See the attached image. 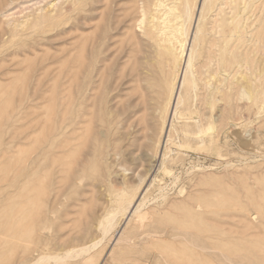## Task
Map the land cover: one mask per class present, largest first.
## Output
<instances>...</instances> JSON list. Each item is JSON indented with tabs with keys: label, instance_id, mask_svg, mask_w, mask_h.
<instances>
[{
	"label": "rangeland",
	"instance_id": "374dc122",
	"mask_svg": "<svg viewBox=\"0 0 264 264\" xmlns=\"http://www.w3.org/2000/svg\"><path fill=\"white\" fill-rule=\"evenodd\" d=\"M157 1L0 0V264H35L43 254L51 260L43 264H59L69 258L57 262L63 251L73 253L63 264H264V0H227L232 8L217 0L202 15L201 0H189L188 40L196 25L206 29L195 48L196 88L182 89L173 122L166 100L177 45L146 31L174 0ZM145 71L168 91H139L135 75ZM80 245L95 247L76 257Z\"/></svg>",
	"mask_w": 264,
	"mask_h": 264
},
{
	"label": "bare ground",
	"instance_id": "6f19581e",
	"mask_svg": "<svg viewBox=\"0 0 264 264\" xmlns=\"http://www.w3.org/2000/svg\"><path fill=\"white\" fill-rule=\"evenodd\" d=\"M32 1V0H31ZM34 1V0H33ZM36 1V0H35ZM38 1H41V0H38ZM56 1V0H55ZM76 1V0H75ZM74 0H72V3H74L75 2ZM81 0H79V1H76V2H80ZM176 1L177 0H174L172 3H173V5L172 6H170V7H166L167 9L163 12V11H161V12H163L162 13V15L161 16H163L164 17V19H162L161 20V17H156L157 19H159V20H161L162 22H158V24H155V25H153V23H151L153 26H151L147 31H146V35L148 36V37H150L151 39H154V40H157V38H159V36L160 35H163L165 38H167V39H165V38H161L160 37V40L162 39V42L164 41V42H172V41H175L176 42V45H177V47H173V49L172 50H174V48H175V51H176V49H177V55L179 56V58H180V61H179V64L177 65V68H176V70H175V72H174V76H173V80H171L172 82H170V83H172V84H170L171 85V87H169V86H167V87H169V95H168V98H167V103H166V110H168V111H170V115H169V120H171V118L172 119H175L176 118V116H177V114H178V109H179V107H181L182 108V105H183V97H182V94H181V91H182V89L184 88L185 89V87L188 85V84H190L191 86H192V89L194 88V86L196 85V82H195V77H194V75H195V73L193 74V69H195L194 68V55H195V50L198 48V46L196 47V43L197 42H199L198 40L200 39L199 38V36H200V33H201V30H202V28L204 27H202V26H200L199 24L198 25H196V27H195V29H194V32L192 33V37L190 38V40H188V29H186V27H185V22L182 20L181 21V19H182V17H185V18H187L188 20H190V17H191V8H190V5H189V0H179L180 1V3L179 4H177L176 3ZM224 1V0H223ZM223 1H221V4H224V5H228L229 4V7L230 8H232V3H231V1H227V0H225L224 2ZM27 2H28V0H27ZM30 2V1H29ZM75 2V3H76ZM159 2H162L161 0L159 1H157V3H159ZM165 2V1H164ZM215 2H217L218 3V1L217 0H201V7H200V14L202 15V14H204V8H205V6H207V4H208V9L211 7L210 6V4L212 3V4H214ZM226 2V3H225ZM34 3V2H33ZM37 3V2H36ZM41 3V2H40ZM216 3V4H217ZM228 3V4H227ZM263 3V2H262ZM35 4V3H34ZM53 4V3H52ZM160 4L161 3H159V4H157L158 5V7L160 8ZM170 4H171V2H170ZM195 4V3H194ZM249 4V3H248ZM33 5V4H32ZM164 5V4H163ZM215 5V4H214ZM218 5V4H217ZM219 5H220V3H219ZM224 5H222V6H224ZM239 5V4H238ZM247 5V4H246ZM23 6H24V4H23ZM155 6H156V4H155ZM166 6V5H165ZM167 6H169V5H167ZM234 6V5H233ZM255 6V5H254ZM52 7L54 8L55 6L54 5H52ZM57 7V6H56ZM161 7H163V6H161ZM221 7V6H220ZM219 6H218V9L220 8ZM245 8H246V6H244ZM243 7V8H244ZM256 7V6H255ZM262 7V6H261ZM155 8V7H154ZM158 8V9H159ZM214 8V7H213ZM213 8H212V12H213ZM217 7H215V9H216ZM238 8H241V7H238ZM44 9V8H43ZM146 9V8H145ZM162 9V8H161ZM163 9H165V8H163ZM198 9H199V7H198ZM207 9V10H208ZM218 9H216V11L218 10ZM251 9V8H250ZM252 9H253V7H252ZM255 9V8H254ZM262 9V8H261ZM39 10V9H38ZM45 10V9H44ZM63 10V9H62ZM206 10V9H205ZM220 10H221V8H220ZM219 10V13H222V11H220ZM228 10V9H227ZM237 10H239V9H237ZM245 10V9H244ZM247 10V9H246ZM152 11V10H151ZM151 11L150 10H148L147 12L151 15ZM153 11H157V8H156V10H153ZM159 11V10H158ZM158 11H157V13H158ZM210 11V10H209ZM231 11V10H230ZM249 11H252V10H249ZM264 11V10H263ZM43 12V11H42ZM41 12V13H42ZM53 12V10L51 9L50 10V8L48 9V11L47 12H45V15L43 16V17H45V18H49L50 17V15H51V13ZM203 12V13H202ZM206 12V11H205ZM237 12H239V11H237ZM241 12V11H240ZM242 12H244L243 11V9H242ZM241 12V13H242ZM148 13H146V14H148ZM155 13V12H154ZM159 13H160V11H159ZM215 13V12H214ZM251 13V12H250ZM148 14V15H149ZM245 14H246V12H245ZM152 15H153V13H152ZM230 15V14H229ZM238 15V14H237ZM236 15V16H237ZM248 15V14H247ZM253 15V14H252ZM142 16H143V14H142ZM166 16L168 17H170L171 16V20H168V22H166L165 20L167 19L166 18ZM204 16V15H203ZM208 16V15H207ZM214 16V15H213ZM218 16V15H217ZM217 16H216V18H217ZM225 16H227V14L225 15ZM241 16V15H240ZM263 16H264V14H263ZM148 17V16H147ZM151 17V16H150ZM152 17H154V19H155V14H154V16H152ZM205 17H206V14H205ZM205 17H204V19H205ZM219 17V16H218ZM230 17V16H229ZM234 17H235V15H234ZM238 17V16H237ZM246 17V16H245ZM208 18V17H207ZM212 19H213V21L211 22V23H213V24H215L216 23V18H213V17H211ZM220 18V17H219ZM236 18V17H235ZM239 18V17H238ZM264 18V17H263ZM151 19V18H150ZM200 19H201V17H200ZM199 20V19H198ZM197 20V21H198ZM218 20V19H217ZM248 20V19H247ZM257 20V19H256ZM264 19H262V21H263ZM171 21H173V24L171 25L169 22H171ZM201 21V20H200ZM199 21V22H200ZM206 21V20H205ZM219 21V20H218ZM217 21V22H218ZM226 21H228V20H226ZM229 21H230V19H229ZM231 21H232V18H231ZM235 22H236V20H234ZM233 21V23L235 24V22ZM242 21H244V19L242 20ZM225 22V21H224ZM245 22V21H244ZM258 23V22H257ZM170 24V25H169ZM231 24H232V22H231ZM233 24V25H234ZM242 24V27H244L243 25H245V24H243V23H241ZM259 24V23H258ZM201 25H203V23L201 24ZM228 25V24H227ZM240 25V24H239ZM210 26V25H209ZM229 26V25H228ZM250 26H252L251 24H250ZM261 26V25H260ZM218 26L217 25H215V28H217ZM220 27V26H219ZM241 27V26H240ZM245 27H246V25H245ZM249 27V26H248ZM248 27H246L247 29H248ZM213 28V27H212ZM221 28V27H220ZM238 28V27H237ZM245 28V29H246ZM256 28H258L257 26H256ZM255 28V29H256ZM261 28V27H260ZM165 29H167V32H164L165 31ZM204 29V28H203ZM206 29V28H205ZM204 29V30H205ZM232 29H233V27H232ZM239 29V28H238ZM237 29V30H238ZM245 29L243 30L242 29V32H240L241 31V28L239 29L240 31L238 32V33H243V31H245ZM246 29V30H247ZM249 29H250V27H249ZM211 30V29H210ZM230 30V29H229ZM236 30V31H237ZM252 30V29H251ZM257 30H260L261 31V29H257ZM215 31V30H214ZM256 31V30H255ZM13 32V31H12ZM247 32V31H246ZM245 32V33H246ZM261 32H263V30L261 31ZM207 33V32H206ZM216 33L218 34V32H217V29H216ZM257 33H259V32H257ZM257 33H255L256 34V37L258 38V37H262V35L264 34V32H263V34H257ZM40 34V33H39ZM229 34V33H228ZM232 34V33H231ZM191 35V34H190ZM201 35H202V33H201ZM204 35V34H203ZM202 35V36H203ZM235 35V34H234ZM166 36H169L170 38H168V37H166ZM214 36V35H213ZM213 36H212V38H213ZM231 36V35H230ZM238 36V35H237ZM240 36V35H239ZM209 37V36H208ZM216 37V36H215ZM224 37H225V35H224ZM231 37H233V36H231ZM245 37V36H244ZM251 37H253V39L255 38L256 39V37H254V36H251ZM250 37V39H252ZM263 37H264V35H263ZM262 37V39H263V42H264V38ZM212 38H211V40H212ZM237 38V37H236ZM171 39H173V40H171ZM210 39V38H209ZM217 39V38H216ZM233 39V38H232ZM249 39V40H250ZM259 39V38H258ZM257 39V40H258ZM262 39L260 40V42L262 41ZM160 40H158V41H160ZM201 41V40H200ZM209 41V40H208ZM240 41H241V38H240ZM251 42H253L252 40H250ZM171 42H170V44H171ZM174 42V43H175ZM220 42H221V40H220ZM250 42V44H252ZM255 42V41H254ZM258 42H259V40H258ZM158 43V42H157ZM210 43V42H209ZM219 43V42H218ZM224 43V42H223ZM235 43V42H234ZM198 44V43H197ZM211 44V43H210ZM215 44H216V42H215ZM229 44H230V42H229ZM243 44H244V42H243ZM242 44V45H243ZM259 44V43H258ZM261 44V43H260ZM221 45V44H220ZM228 44H226V46H227ZM234 45V44H233ZM210 46V45H209ZM208 46V47H209ZM211 46H212V44H211ZM218 46V45H217ZM216 46V47H217ZM225 46V45H224ZM245 46V45H244ZM254 47L255 46H257L258 47V45L257 44H255V45H253ZM262 46V45H261ZM133 47V46H132ZM159 47V46H158ZM163 47V46H162ZM233 47V46H232ZM248 47V46H247ZM252 47V46H251ZM264 47V46H263ZM196 48V49H195ZM202 48V47H201ZM210 48V47H209ZM227 47H225V49H226ZM261 48L262 47H260L259 49L261 50ZM206 49H207V47H206ZM221 49V48H220ZM220 49H219V51H220ZM241 49V48H240ZM259 49H257V50H259ZM165 52L166 53H170L169 51H171V49H169L168 47H165ZM211 50V49H210ZM213 50V49H212ZM216 50H217V48H216ZM230 50V49H229ZM233 50H235V49H233ZM239 50V49H238ZM250 51L252 50V49H249ZM248 50V51H249ZM257 50H255L254 52H256ZM259 50V51H260ZM207 51V50H206ZM172 52V51H171ZM174 52V51H173ZM201 52V51H200ZM221 52V51H220ZM232 52V51H231ZM236 52V51H235ZM262 52L264 53V49H262ZM198 53V52H197ZM215 53V52H214ZM218 53V52H217ZM245 53V52H244ZM243 53V54H244ZM256 53H258V52H256ZM211 54V53H210ZM209 54V55H210ZM220 54V53H219ZM219 54H216V55H218L219 56ZM236 54V53H235ZM260 54V53H259ZM199 55V54H198ZM216 55H215V57H216ZM230 55V54H229ZM237 55V57L239 56L238 55V53L236 54ZM245 55V54H244ZM256 55V54H255ZM254 55V57H257V56H255ZM261 55H262V53H261ZM261 55L260 56H258V57H261ZM175 56H176V54H175ZM207 56H208V54H207ZM246 56V55H245ZM249 56H250V54H249ZM249 56H247V57H249ZM169 57V56H168ZM209 58H212V57H210V56H208ZM214 57V58H215ZM226 57V56H225ZM230 57V56H229ZM228 57V58H229ZM165 58H166V55H165ZM219 58V57H218ZM236 58V57H235ZM235 58H234V60H235ZM166 59H168V61H169V58H166ZM213 59V58H212ZM238 59V58H237ZM236 59V60H237ZM248 59V58H247ZM255 59V58H254ZM135 60V59H134ZM152 60V59H151ZM205 60V59H204ZM203 60V61H204ZM208 60V59H207ZM211 60V59H210ZM246 60V59H245ZM258 60V58L256 59V61ZM167 61V63L169 64V62ZM238 61V60H237ZM249 61V60H248ZM254 61V60H253ZM259 61V60H258ZM85 62V61H84ZM152 62H154V59L152 60ZM202 62V61H201ZM204 62H206V61H204ZM209 62V61H208ZM207 62V64H209ZM211 62V61H210ZM233 62V61H232ZM263 62H264V60H263ZM134 64H135V62H133ZM203 63V62H202ZM202 63H201V65H202ZM212 63V62H211ZM210 63V64H211ZM222 63V62H221ZM220 63V64H221ZM228 63H229V59H228ZM227 63V64H228ZM235 63V62H234ZM242 63H244V60H243V62H236V65H237V68H238V70L237 71H239L240 69H239V67H241V64ZM246 63V65H247V61L245 62ZM253 63V62H252ZM217 64V63H216ZM216 64H214L216 67H217V65ZM225 64V63H224ZM255 64H257L258 65V63H255ZM264 64V63H263ZM199 66V64H196V66ZM200 65V66H201ZM203 65H206V64H204L203 63ZM235 65V66H236ZM262 65V64H261ZM168 66V65H167ZM166 65H165V67H167ZM170 67H171V65H169ZM208 66V65H207ZM211 66V65H210ZM213 66V65H212ZM233 66V65H232ZM251 66V65H250ZM256 66V65H255ZM263 66V65H262ZM246 67V66H245ZM252 67V66H251ZM152 68H154V67H152ZM168 68V67H167ZM198 68H200V67H198ZM206 68V66H204L202 69L204 70ZM212 68V67H211ZM214 68V67H213ZM212 68V69H213ZM234 68V67H233ZM172 69V67L170 68V70ZM216 69V68H215ZM227 69V68H226ZM235 69V68H234ZM233 69V70H234ZM245 69H247V68H245ZM168 70H169V68H168ZM168 70H166V71H168ZM173 70V69H172ZM196 70V69H195ZM194 70V71H195ZM199 70V69H198ZM208 70V69H207ZM207 70H206V73H207ZM209 70H210V68H209ZM223 70V69H222ZM248 70V69H247ZM263 70V69H262ZM166 71L164 72V73H166ZM217 72L218 70L216 69V70H214V72ZM231 71V70H230ZM170 72V71H169ZM196 72V71H195ZM198 72V71H197ZM240 72V71H239ZM171 73V72H170ZM204 73V72H203ZM225 73H227V72H225ZM236 73V72H235ZM234 73V74H235ZM242 73V72H241ZM252 73V72H251ZM152 74V73H151ZM213 74H215V73H213ZM213 74H212V76H213ZM234 74H232L231 73V77H232V75H234ZM262 74V73H261ZM167 75V74H166ZM170 75V74H169ZM201 75V74H200ZM199 75V78H201V76ZM207 75V74H206ZM240 75V74H239ZM141 76V77H140ZM203 76V75H202ZM215 76H216V74H215ZM218 76V75H217ZM223 76V75H222ZM237 76H238V73H237ZM258 76V75H257ZM260 76V75H259ZM135 77H137V78H139L140 77V81H142L144 84H145V87L144 88H142V90H140V89H138L139 91H146V92H154L155 94H156V96L157 95H160V93L163 95V94H165L164 92H165V83L163 84V86H161V85H158L157 84V86L155 85V83L154 82H152L151 80H149V74L145 71V72H141V73H139L138 74V72L136 73V75H135ZM134 77V78H135ZM210 78H208V79H210L211 80V78L213 79L212 81H217V80H214V78L213 77H211V76H209ZM229 77V76H228ZM234 77L235 78H241L242 79V76L240 75V77H236L235 75H234ZM255 77V76H254ZM261 77V76H260ZM154 78V77H153ZM162 78H164V77H162ZM161 78V79H162ZM166 78V77H165ZM196 78H197V75H196ZM218 78V77H217ZM227 78V77H226ZM204 79V78H203ZM205 79H206V77H205ZM232 79H233V77H232ZM240 79V80H241ZM262 79H263V77H262ZM136 80V79H135ZM166 80V79H165ZM227 80V79H226ZM164 81V80H163ZM207 81V80H206ZM227 81H229L230 82V77H229V80H227ZM232 81V80H231ZM234 82L236 81L235 79L233 80ZM237 81H239V80H237ZM256 81H257V79H256ZM263 81V80H262ZM200 82V81H199ZM202 82V81H201ZM211 81H209V83H210ZM225 83H226V81H224ZM243 82H244V79H243ZM134 83V82H133ZM209 83H207V85L209 84ZM212 83V82H211ZM211 83L209 84V85H211ZM228 83V82H227ZM233 83V82H232ZM232 83L230 84V85H232ZM198 84V83H197ZM213 84V83H212ZM216 84V83H215ZM214 84V85H215ZM217 84H220V82L219 83H217ZM216 84V85H217ZM222 84V83H221ZM224 84V83H223ZM223 84H222V86H223ZM237 84H239V83H237ZM253 84V83H252ZM213 85V86H214ZM240 85H242V83H240ZM135 86H138V84L137 85H135ZM221 86V85H220ZM238 87H239V85H237ZM258 86V85H257ZM264 86V85H263ZM243 87V86H242ZM241 87V88H242ZM252 87V86H251ZM259 87V86H258ZM257 87V88H258ZM135 88V87H134ZM140 88V87H139ZM156 88V89H155ZM195 88H196V86H195ZM202 88V87H201ZM203 88H204V86H203ZM209 88H211V87H209ZM222 88V87H221ZM226 88V87H225ZM228 89H229V86L227 87ZM227 88L225 89V90H227ZM232 88V87H231ZM259 88H261V87H259ZM136 89V90H137ZM166 89V90H167ZM188 90L190 89L189 88V85H188V88H187ZM191 89V90H192ZM218 89V88H217ZM217 89H216V91H217ZM244 89H245V84H244ZM253 89V88H252ZM252 89H251V91H252ZM135 90V91H136ZM167 90V91H168ZM201 90V89H200ZM211 90V89H210ZM210 90H207V91H209L210 92ZM214 90H215V86H214ZM222 92H221V91ZM242 90H243V88H242ZM254 90V89H253ZM134 91V92H135ZM193 91H195V90H193ZM216 91L214 92L215 94H213V95H216ZM220 93H221V95L220 94H218L220 97L224 94V91L222 90V89H220V87H219V90H218ZM229 91H231V89L229 90ZM249 91V90H248ZM255 91H258V90H254V92ZM185 92H187V91H185ZM208 92V95L211 93H209ZM228 92V91H227ZM232 92V91H231ZM230 92V93H231ZM233 92H234V89H233ZM250 92V91H249ZM263 92H264V90H263ZM194 93V92H193ZM197 93V92H196ZM223 93V94H222ZM236 93L238 94V91L236 90ZM260 93V92H259ZM167 94H168V92H167ZM166 94V95H167ZM187 94V93H186ZM200 94H202V93H200ZM204 94V95H203ZM202 95L203 96H205V94L206 93H203ZM227 94V93H226ZM226 94H224V97H226ZM243 94H245V92L244 93H241V95H243ZM201 95V96H202ZM228 95V94H227ZM236 95V94H235ZM234 95V96H235ZM238 95H240V93L238 94ZM240 95V96H241ZM253 95V94H252ZM155 96V95H154ZM187 96V95H186ZM195 97L196 96H198V95H194ZM200 96V97H201ZM210 96H211V94H210ZM229 96V95H228ZM237 96V95H236ZM245 96H246V98H248L247 97V94H245ZM258 97V99H259V101L261 100V95H260V98H259V96H257V95H255L254 94V97ZM147 97V96H146ZM165 97V96H164ZM212 97V96H211ZM211 97H209L210 98V100L212 101V99H211ZM214 97V96H213ZM217 97V96H216ZM214 98V100L215 99H217V101L219 100V98L220 97H217V98ZM223 97V96H222ZM221 97V98H222ZM223 97V98H224ZM256 97H255V100H256ZM263 97V96H262ZM158 98H160V97H158ZM158 98H157V100H158ZM186 98V97H185ZM190 98H191V96H190ZM205 98V97H204ZM209 98H208V100H209ZM235 98V97H234ZM240 98V97H239ZM195 99H197V98H195ZM203 99V98H202ZM226 99H228V98H226ZM231 99V98H230ZM229 99V100H230ZM263 99H264V97H263ZM262 99V100H263ZM149 100V99H148ZM210 100H209V102H210ZM229 100H227L228 102H229ZM236 100V99H235ZM235 100H233L234 102H235ZM237 100H238V97H237ZM237 100H236V102H237ZM244 100V98L241 100H239V102L241 103L242 101ZM254 100V99H253ZM193 101H195L194 99H193ZM216 101V100H215ZM215 101H212V103H215V104H217V101L215 102ZM225 101V100H224ZM226 101V102H227ZM222 102H223V99H222ZM221 102V100H219V102L218 103H222ZM253 102V101H252ZM261 102V101H260ZM262 102H264V101H262ZM262 102H261V104H262ZM162 103V102H161ZM196 102H194V104H193V107H194V105H196L195 104ZM201 104L203 103V105H205L204 104V101H202V102H200ZM208 103V101H206V104ZM211 103V102H210ZM225 103V102H224ZM247 103V102H246ZM254 103V102H253ZM185 104V103H184ZM223 104V103H222ZM243 104V103H242ZM260 104V105H261ZM207 105H209V103L207 104ZM243 105H245V104H243ZM258 105V104H257ZM263 105V104H262ZM147 106V105H146ZM213 106V105H212ZM230 106V105H229ZM235 106V105H234ZM264 106V105H263ZM192 107V108H193ZM203 107V106H202ZM201 107V108H202ZM214 107V106H213ZM241 107V106H240ZM246 107V106H245ZM244 107V108H245ZM248 107V106H247ZM252 107H254L255 108V105H252ZM260 106H258V108H259ZM184 108H185V106H184ZM187 106H186V110H187ZM216 108V107H215ZM226 108V107H225ZM228 108V107H227ZM223 109V111L224 110H226V109H224V108H222ZM259 109H261V107L259 108ZM189 110H190V108H189ZM212 110V109H211ZM216 110V109H215ZM258 110V109H257ZM262 110V109H261ZM181 111V110H180ZM191 111V110H190ZM217 111V110H216ZM222 111V112H223ZM231 111V110H230ZM212 112V111H211ZM215 112V111H214ZM232 112V111H231ZM234 112H237L236 111V106H235V111ZM240 112V111H239ZM245 112V111H244ZM258 112V111H257ZM260 112H263V111H260ZM166 114V113H165ZM215 114H217V113H215ZM229 114V113H228ZM236 114V113H235ZM241 114V113H240ZM243 114V113H242ZM241 114V115H242ZM187 115V114H186ZM203 115V114H202ZM221 115H223V113L221 114ZM231 115V114H230ZM241 115H239V116H241ZM257 115H258V113H257ZM182 116V115H181ZM201 116V115H200ZM204 116V115H203ZM235 116V115H234ZM207 117V116H206ZM228 117H229V115H228ZM200 118V117H199ZM226 118H227V116H226ZM226 118H224V119H226ZM198 119V118H197ZM196 119V120H197ZM201 119V118H200ZM199 119V120H200ZM176 120V119H175ZM188 120V119H187ZM190 120V119H189ZM192 120V119H191ZM209 120V119H208ZM172 121V120H171ZM177 121H178V119H177ZM201 121V120H200ZM199 121V123H201ZM238 121V120H237ZM236 121V122H237ZM173 122V121H172ZM190 122H192V121H190ZM193 122H195V121H193ZM234 122V121H233ZM118 123V122H117ZM166 123V122H165ZM164 123V124H165ZM187 123V122H186ZM196 123H198V122H196ZM238 123V122H237ZM236 123V124H237ZM172 124V123H171ZM194 125H195V123H193ZM203 124V123H202ZM207 124V123H206ZM239 124H240V122H239ZM199 125V124H198ZM197 125V126H198ZM215 125H216V123H215ZM193 126V125H192ZM205 125H203V127H204ZM213 126V125H212ZM236 126V125H235ZM186 127V126H185ZM191 126L189 125V128H190ZM207 128V127H206ZM224 128H226V127H224ZM168 129V128H167ZM166 129V131H165V137H166V135H168L167 134V130ZM186 129H187V127H186ZM222 129V128H221ZM181 130V129H180ZM198 130V129H197ZM201 130V129H200ZM51 131V130H50ZM222 131H225V130H222ZM183 132V131H182ZM216 132H217V130H216ZM218 132H219V130H218ZM196 133V132H195ZM201 133V132H200ZM220 133H222L221 131H220ZM219 133V134H220ZM186 134V133H185ZM192 134V133H191ZM190 134V135H191ZM202 134V133H201ZM223 134V133H222ZM226 134V133H225ZM202 135H204V133L202 134ZM203 137V136H202ZM206 137V136H205ZM208 137H210V136H208ZM207 137V138H208ZM219 137V136H218ZM223 137H224V134H223ZM168 138V137H167ZM186 138V137H185ZM185 138H184V140H185ZM169 139H170V137H169ZM188 139V138H187ZM186 139V140H187ZM206 139V138H205ZM209 139H211V138H209ZM220 139V138H219ZM222 139V138H221ZM201 141H202V138L200 139ZM204 140V139H203ZM197 141H198V139H197ZM167 142H170V140L169 141H167ZM181 145H183V144H181ZM187 146V145H186ZM163 148V147H162ZM115 153V152H114ZM115 155V154H114ZM165 157V156H164ZM54 160V159H53ZM52 165V164H51ZM41 179V178H40ZM47 179V178H46ZM38 185H39V182H38V184L36 185L37 187H38ZM38 193H39V191H38ZM41 194H39V196H40ZM35 198V197H34ZM140 204V203H139ZM142 204V203H141ZM140 204V205H141ZM130 205L131 204H129L128 203V205H127V208H125V210H124V207H123V209H121V210H123V213H125L126 214V212L128 211V209H129V207H130ZM143 205V204H142ZM141 205V206H142ZM21 206V205H20ZM140 206V207H141ZM18 207V206H17ZM15 208V209H20V207H18V208ZM38 207V206H37ZM29 208V207H28ZM39 208V207H38ZM137 208V207H136ZM22 209V208H21ZM17 210V212H22V210ZM31 210H32V208H30ZM106 209V208H105ZM141 209V208H140ZM140 209H139V205H138V210L140 211ZM110 210H112V209H110ZM117 210L119 211V213H120V210H119V208L117 207ZM137 210V214L139 213V211ZM34 211H36V210H34ZM113 211V210H112ZM111 211V212H112ZM17 212H15V214H14V217H15V215H16V213ZM28 212V211H27ZM109 212V211H108ZM111 212H109V213H111ZM136 212V211H135ZM30 213V212H29ZM28 213V214H29ZM134 213V212H133ZM132 213V215H134ZM41 214V213H40ZM18 215V214H17ZM113 215H114V213H113ZM120 215V214H119ZM124 215V214H123ZM13 216V215H12ZM12 216H11V222H12ZM36 216V215H35ZM44 216V215H43ZM122 216V215H121ZM24 217V216H23ZM40 217V216H39ZM139 217H141V216H139ZM138 217V218H139ZM18 218V217H17ZM31 218V217H30ZM5 219H6V216H5ZM26 219V218H25ZM112 219V218H111ZM114 219V218H113ZM15 220V219H14ZM27 220H28V218H27ZM110 220V219H109ZM18 221V220H17ZM22 221V220H21ZM39 221V220H38ZM114 221V220H113ZM16 222V221H15ZM20 221H18V223H19ZM27 222V221H26ZM26 222H25V224H26ZM29 222V221H28ZM101 222V221H100ZM103 222V221H102ZM105 222V221H104ZM14 223V222H13ZM37 223H39V222H37ZM11 223L9 222V225H10ZM16 224V223H15ZM20 224H22L21 222H20ZM107 224H108V228H112L113 227V222H111V221H108L107 220ZM19 224H17V226H18ZM26 225H28V223L26 224ZM36 225V224H35ZM116 225V224H115ZM114 225V226H115ZM11 226V225H10ZM99 226H100V224H99ZM101 226H105V225H101ZM6 227H9V226H6ZM22 227V226H21ZM27 228H29L30 230L32 229L31 228V226L30 227H26V229L25 230H27ZM101 227H99V229H100ZM105 228V227H104ZM103 228V229H104ZM114 228V227H113ZM21 229V228H20ZM103 229H101L102 231H105V229L103 230ZM107 230H110V229H107ZM17 231V230H16ZM111 231V230H110ZM18 232V231H17ZM20 232V231H19ZM22 232V231H21ZM35 232V231H34ZM106 232V231H105ZM104 232V234H105V236H107L106 234L108 233H105ZM25 233V232H24ZM23 233V234H24ZM102 233V232H101ZM110 233V232H109ZM16 234V233H15ZM103 234V235H104ZM28 235V234H27ZM109 235V234H108ZM17 238V237H16ZM130 238V237H129ZM27 239V238H26ZM20 240H22L21 238H20ZM29 240V239H28ZM42 241V240H41ZM20 242H23V241H20ZM27 242H29V241H27ZM24 243V242H23ZM27 244V243H26ZM30 244H32V243H30ZM94 244V243H93ZM94 245H97L96 243L94 244ZM24 246V245H23ZM22 246V247H23ZM81 247H82V245H80ZM76 247V246H75ZM77 247H79V246H77ZM95 246H93V245H91V247H89V248H83V249H80L79 251H76V253L75 254H77L76 255V257H81L82 255H85V254H87L89 251H90V249H92V248H94ZM204 247H206V246H204ZM68 248H70V247H67V249ZM71 249V248H70ZM76 249V248H75ZM76 250H78V249H76ZM23 251V250H22ZM28 252V251H27ZM57 252V251H56ZM69 252V251H68ZM66 252L67 254H65L64 253V251H63V253H61V255L62 254H64V255H60V257L59 258H57V262H58V260L59 261H62V260H65L66 258H68L66 261H69L71 258V255L73 256V253H71V252ZM72 252H73V249H72ZM75 252V251H74ZM40 254V253H39ZM75 254H74V257H75ZM46 254H43L42 255V257H40L39 256V259H36L37 260V262H34L35 264H43L44 262H46V261H48V262H50L51 260H50V256H45ZM55 255V254H54ZM54 257V256H53ZM53 257H51V258H53ZM73 257V258H74ZM55 258V257H54ZM53 258V259H54ZM76 259V258H75ZM54 260H56V258L54 259ZM53 261V260H52ZM66 261H64V262H66ZM63 262V261H62ZM59 263V264H63V263ZM68 263V262H67ZM53 264H54V261H53Z\"/></svg>",
	"mask_w": 264,
	"mask_h": 264
}]
</instances>
